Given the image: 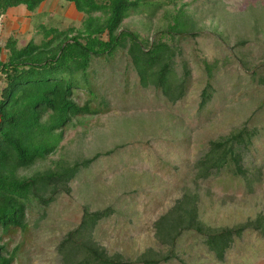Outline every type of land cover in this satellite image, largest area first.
<instances>
[{
  "label": "rangeland",
  "instance_id": "374dc122",
  "mask_svg": "<svg viewBox=\"0 0 264 264\" xmlns=\"http://www.w3.org/2000/svg\"><path fill=\"white\" fill-rule=\"evenodd\" d=\"M50 5L55 16L81 26L83 17L73 3L47 0L43 9ZM181 5L196 24L191 33L169 37L177 52L176 73H183L184 64L191 72L185 95L172 103L154 87L142 86L124 52L113 62L95 65L91 75L97 97H104L109 111L74 119L56 151L23 174L59 159L73 163L101 155L81 168L70 192H60L45 216L33 215L28 231L15 235L11 248L21 247L18 264H62L57 247L81 223L85 207L111 209L96 225L95 239L109 254L120 253L132 264H143L135 261L148 248L168 252L155 236L154 223L186 192L198 193L201 218L212 226L264 215V0H179L175 11ZM163 16L160 12L149 22L134 15L123 26L153 40L166 24ZM33 28L24 6L12 8L1 19L0 41L14 31H30L29 40ZM215 61V91L201 107L205 63ZM90 98L87 90H76L79 103ZM244 126L257 129L246 153L251 183L225 174L195 180L194 164L208 141ZM176 253L177 258L159 264H264V237L243 234L218 261L203 237L190 231L179 238Z\"/></svg>",
  "mask_w": 264,
  "mask_h": 264
},
{
  "label": "trees",
  "instance_id": "16d2710c",
  "mask_svg": "<svg viewBox=\"0 0 264 264\" xmlns=\"http://www.w3.org/2000/svg\"><path fill=\"white\" fill-rule=\"evenodd\" d=\"M65 1L73 3L82 15L80 27L55 16L52 5L43 9L47 0H0V22L10 9L24 6L34 24L29 40L26 36L30 31H14L6 41H0V264H18L21 247L11 248L15 235L28 231L33 215L45 216L60 192H70L69 184L81 168L101 155L73 163L59 159L54 166L23 174L56 151L74 119L109 111L104 97H97L91 75L96 64L113 62L118 53H126L141 85L161 91L172 103L183 98L191 75L187 64L182 74L176 73L177 52L169 42L170 36L191 33L196 26L185 5L175 11L179 0ZM160 12L166 24L157 29L153 40L123 26L134 15L146 16L152 22ZM36 35L40 36L38 40ZM205 65L207 81L201 107L215 91L217 63ZM77 89L87 90L91 98L79 103L75 99ZM256 133L257 129L244 126L209 140L194 164L195 180L225 174L251 183L246 153ZM110 212V208L91 211L85 207L81 223L57 247L62 264H132L120 253L109 254L95 239L96 225ZM154 227L156 238L169 250L161 254L148 248L136 263L159 264L177 258L178 240L190 231L202 236L209 252L223 261L243 234L256 232L264 237V215L233 226H212L201 218L198 193L186 192L156 220Z\"/></svg>",
  "mask_w": 264,
  "mask_h": 264
},
{
  "label": "crops",
  "instance_id": "0c3cea01",
  "mask_svg": "<svg viewBox=\"0 0 264 264\" xmlns=\"http://www.w3.org/2000/svg\"><path fill=\"white\" fill-rule=\"evenodd\" d=\"M14 9V8H13ZM16 9V8H15Z\"/></svg>",
  "mask_w": 264,
  "mask_h": 264
}]
</instances>
